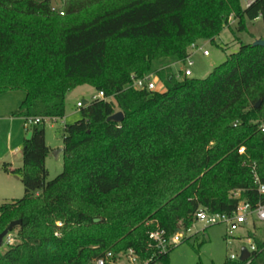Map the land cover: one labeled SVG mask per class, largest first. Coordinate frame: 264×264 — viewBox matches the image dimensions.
<instances>
[{"label": "trees", "instance_id": "16d2710c", "mask_svg": "<svg viewBox=\"0 0 264 264\" xmlns=\"http://www.w3.org/2000/svg\"><path fill=\"white\" fill-rule=\"evenodd\" d=\"M242 1L59 0L55 8L53 0H0V95L25 93L24 123L62 118L65 95L79 85L106 98L64 126L54 179L43 123L26 129L22 169L2 164L24 196L0 205V233L20 221L18 243L0 264H94L129 249L146 260L155 253L150 232L169 237L189 230L199 209L229 214L239 201L258 203L252 167L264 184V46L240 43L205 79L171 73L231 18L239 32L245 17L261 18L264 41V0ZM148 75L165 89L127 87ZM117 112L120 123L107 120ZM255 244L250 264H264V241ZM168 252L151 264H168Z\"/></svg>", "mask_w": 264, "mask_h": 264}, {"label": "rangeland", "instance_id": "374dc122", "mask_svg": "<svg viewBox=\"0 0 264 264\" xmlns=\"http://www.w3.org/2000/svg\"><path fill=\"white\" fill-rule=\"evenodd\" d=\"M246 1L241 2L242 7H245ZM52 5L59 8V0H53ZM228 25L214 38L213 42L210 40L197 41V49L189 51L193 62V66L190 68L191 78L205 79L214 68L225 61L227 55L237 52L240 43L253 44L255 41L263 39L261 18L251 21L245 17V29L241 32L236 30L237 21L235 19L231 18ZM203 51H208L209 55L203 56ZM184 68L182 63H173L171 73L176 79L182 80L181 72ZM154 82L158 90L165 89L161 80L154 79ZM94 93L95 90L91 86L79 85L65 95L64 116L58 118L56 122L51 120L43 122L45 143L50 149L45 159L47 180L54 179L63 170L62 130L65 125L72 124L81 118L80 109L76 108V103L83 100L89 103ZM24 98L25 93L22 91H12L0 95V205L21 199L24 196V188L19 176L7 174L2 170L3 163H8L12 170L22 169V160L13 150L20 149L15 141L20 140L23 146L22 138H26V135L24 136L26 133L24 120L18 115ZM4 118L9 123L11 122V126L2 122ZM8 142L11 147L7 146ZM249 229L250 227H247L236 232L230 243H227L224 225L205 226L195 223L189 232H179V237L182 240L168 252V264H232L233 262L229 261V256L238 255L242 248L248 249L249 244L253 241V237L248 235ZM8 235L13 239L12 244L18 243L16 231ZM6 249L7 247L2 246L0 255Z\"/></svg>", "mask_w": 264, "mask_h": 264}, {"label": "built area", "instance_id": "2783aa9c", "mask_svg": "<svg viewBox=\"0 0 264 264\" xmlns=\"http://www.w3.org/2000/svg\"><path fill=\"white\" fill-rule=\"evenodd\" d=\"M253 0H247L245 7H248L252 4ZM197 45L192 44L188 49V56L179 62L184 65V70L181 72L183 78H191L192 72L191 67L193 66V62L191 61V55L189 53L190 50H196ZM203 56H208V51H203ZM154 79H158L155 75H148L143 78H135L131 77V81L128 84L129 89H133L135 91H160ZM106 100L105 95L102 91H95V93L91 96V102L94 101H104ZM83 104V102H77L76 108L80 109L85 107L87 104ZM45 120H51L52 122H56L55 118H34L29 119L27 123H24L25 129L30 127L31 125H40ZM260 130L264 133V123L260 125ZM240 155H243L244 148H240L238 150ZM254 184L256 185V191L260 197V200L256 205H252L248 201H239L236 208L229 214L227 213H210L204 209H199L195 213V223H201L205 226H214V225H224L226 227V242L230 243L233 239L236 232L250 227L248 231V235L253 237V241L249 244V248H245L249 257L242 263L250 264L253 256L257 252V246L255 244V240H259L260 242L264 241V184L259 180L254 166L252 167ZM239 196V191L233 193V197L237 198ZM57 226L60 227L61 223H57ZM191 229V228H190ZM187 230L186 232L190 231ZM180 232V231H179ZM179 232L167 237L164 231H153L149 233V239L152 241V247L154 248L155 253L146 260H141L140 257L134 252V250L129 249L127 251H122L117 254L112 252H107L105 255L99 259H97L94 264H151L154 260V257H161L166 254L168 251L173 249L179 242H181V238L179 237ZM58 236V234H56ZM249 241V240H248ZM13 239L9 235H7L3 239L2 246L8 247L12 244ZM242 250V249H241ZM241 256V251L238 255H230L229 261L235 262L239 261Z\"/></svg>", "mask_w": 264, "mask_h": 264}, {"label": "water", "instance_id": "95a60500", "mask_svg": "<svg viewBox=\"0 0 264 264\" xmlns=\"http://www.w3.org/2000/svg\"><path fill=\"white\" fill-rule=\"evenodd\" d=\"M252 46H254V47H258V46H261V47H263L264 46V41L263 40H261V39H259V40H257V41H255L253 44H252ZM83 102V104H86L87 102L86 101H82ZM259 105V103H257V105L256 106H258ZM108 121H113V122H115V123H120L122 120H123V114L121 113V112H117V113H115L114 115H112V116H110L108 119H107ZM31 138V133H28L27 135H26V140H29ZM19 156H22V154H20ZM95 222H98V220H94ZM20 224V221H13V222H11L9 225H8V227L4 230V231H2L1 233H0V248L2 247V243H3V239L9 234V233H11L12 231H13V229L17 226V225H19ZM249 257V254L247 253V251H246V249L245 248H242V250H241V256H240V258H239V261L240 262H244L247 258Z\"/></svg>", "mask_w": 264, "mask_h": 264}, {"label": "crops", "instance_id": "0c3cea01", "mask_svg": "<svg viewBox=\"0 0 264 264\" xmlns=\"http://www.w3.org/2000/svg\"><path fill=\"white\" fill-rule=\"evenodd\" d=\"M2 122H4V123H8V125L11 126V122L9 123V121H8L6 118H4V120H3ZM24 128H25V127H24ZM25 130H26V129H25ZM27 134H28V133L26 132V133L24 134V136L27 135ZM22 139L24 140L25 138H22ZM15 142H16V144H17L18 146H20V149L15 148L13 151L17 154L18 157L21 158V156H19V155H20L21 152H22V148H21V147H23V146H22V144L20 143V140L15 141ZM17 142H18V143H17ZM7 146H8V147H11V146L9 145V142L7 143Z\"/></svg>", "mask_w": 264, "mask_h": 264}]
</instances>
